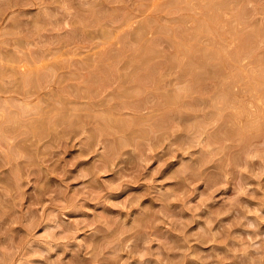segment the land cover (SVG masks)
I'll use <instances>...</instances> for the list:
<instances>
[{"label": "rangeland", "instance_id": "1", "mask_svg": "<svg viewBox=\"0 0 264 264\" xmlns=\"http://www.w3.org/2000/svg\"><path fill=\"white\" fill-rule=\"evenodd\" d=\"M263 92L264 0H0V264H264Z\"/></svg>", "mask_w": 264, "mask_h": 264}, {"label": "bare ground", "instance_id": "2", "mask_svg": "<svg viewBox=\"0 0 264 264\" xmlns=\"http://www.w3.org/2000/svg\"><path fill=\"white\" fill-rule=\"evenodd\" d=\"M168 2H169V1H168ZM192 3H193V2H192ZM173 4H174V3H173ZM177 4H178V3H177ZM171 5H172V4H171ZM174 5H175V4H174ZM163 6H164V5H163ZM169 6H170V5H169ZM213 7H214V6H213ZM207 8H208V7H207ZM154 9H155V8H154ZM209 11H210V10H209ZM177 14H178V13H177ZM177 14H176V15H177ZM181 16H182V15H181ZM181 18H182V17H181ZM192 19H193V18H192ZM192 19H191L190 21H192ZM197 21H198V19H197ZM193 22H194V21H193ZM216 22H217V21H216ZM136 23H137V22H136ZM147 24H148V23H147ZM151 24H153V23H151ZM179 24H180V23H179ZM210 24H211V23H210ZM132 25H133V24H132ZM217 25H218V24H217ZM155 27H156V26H155ZM155 27H153V28H155ZM140 28H141V27H140ZM144 28H147V27H144ZM144 28L141 29V32L143 31ZM138 29H139V28H138ZM194 29H195V28H194ZM215 29H216V28H215ZM130 30H131V29H130ZM139 30H140V29H139ZM144 30H147V29H144ZM159 30H161V29H159ZM151 31H152V29H151ZM163 31H164V30H163ZM194 31H195V30H194ZM203 31H204V30H203ZM138 32H139V31H137V33H138ZM143 32H144V31H143ZM204 32H205V31H204ZM209 32H210V31H209ZM137 33H136V34H137ZM105 34H106V33H105ZM207 34H208V33H207ZM102 35H103V34H102ZM106 35H107V34H106ZM143 35H145V33H144ZM146 35H147V34H146ZM206 36H207V35H206ZM141 37H142V36H141ZM192 37H193V36H192ZM139 38H140V37H139ZM184 38H185V37H184ZM104 42H105V41H104ZM191 42H192V41H191ZM189 43H190V42H189ZM187 45H188V44H187ZM152 49H153V48H152ZM152 49H151V50H152ZM149 50H150V48H149ZM151 50H150V51H151ZM91 51H92V50H91ZM150 51H149V52H150ZM205 51H206V50H205ZM147 52H148V49H147ZM201 52H202V51H201ZM225 52H226V51H225ZM150 54H151V53H150ZM192 54H193V53H192ZM206 54H207V53H206ZM213 54H214V53H213ZM181 55H182V54H181ZM201 55H202V54H201ZM227 55H228V54H227ZM146 56H147V55H146ZM183 56H184V55H183ZM189 56H190V55H189ZM209 56H210V55H209ZM143 57H145V56H143ZM157 57H158V56H157ZM197 57H198V56H197ZM203 57H204V56L202 55V58H203ZM206 57H207V56H206ZM220 57H221V56H220ZM150 58H151V57H150ZM150 58H149V56H148V59H150ZM180 58H181V57H180ZM189 58H190V57H189ZM199 58H200V56H199ZM216 58H217V57H216ZM91 59H92V58H91ZM146 59H147V58H146ZM154 59H155V58H154ZM220 59H221V58H220ZM179 60H180V59H179ZM188 60H189V59H188ZM196 60H197V59H196ZM209 60H210V59L208 58V63H209ZM229 60H230V59H229ZM107 61H108V59H107ZM140 61H142V60L140 59ZM145 61H146V60H145ZM200 61H201V60H200ZM204 61H206V60L203 59V60L201 61V62H202L201 64H203ZM215 61H216V60H215ZM215 61H214V62H215ZM172 62H173V61H172ZM228 62H229V61H228ZM43 63H44V61H43ZM147 63H148V62H147ZM160 63H161V62H160ZM169 63H170V62H168V65H169ZM190 63H191V62H190ZM194 63H195V62H194ZM216 63H217V62H216ZM219 63H220V62H219ZM175 64H176V63H175ZM177 64H178V63H177ZM96 65H97V64H96ZM189 65H190V64H189ZM189 65H188V66H189ZM194 65H195V64H194ZM220 65H221V64H220ZM43 66H44V65H43ZM199 66H200V65H199ZM199 66H198V67H199ZM95 67H96V66H95ZM173 67H174V66H173ZM11 68H12V67H11ZM22 68H23V66H22ZM190 68H191V67H190ZM201 68H202V67H201ZM218 68H219V65H218ZM20 69H21V68H20ZM25 69H26V68H25ZM86 69H87V68H86ZM199 69H200V68H199ZM207 69H208V68H207ZM219 69H220V68H219ZM237 69H238V68H237ZM22 70H24V69H21V71H22ZM112 70H113V69H112ZM138 70H139V69H138ZM181 70H183V69H181ZM192 70H193V69H192ZM200 70H201V69H200ZM211 70H212V67H211ZM26 71H27V69H26ZM26 71L24 70L23 73L26 72ZM28 71H29V69H28ZM101 71L103 72V70H101ZM105 71H106V70H105ZM144 71H145V70H144ZM146 71H147V70H146ZM151 71H152V70H151ZM183 71H184V70H183ZM189 71H191V70H189ZM204 71H205V70H204ZM217 71H218V70H217ZM29 72H30V71H29ZM29 72H28V73H29ZM108 72H110V71H108ZM149 72H150V71H149ZM215 72H216V71H215ZM146 73H147V72H146ZM218 73H219V72H218ZM9 74H10V73H9ZM20 74H21V72H20ZM24 74H25V73H24ZM101 74H103V73H101ZM105 74H106V73H105ZM108 74H109V73H108ZM126 74H127V73H126ZM128 74H131V73H128ZM128 74H127V75H128ZM152 74H153V73H152ZM212 74H213V72H212ZM215 74H216V73H215ZM25 75H27V74H25ZM25 75H24V76H25ZM106 75H107V74H106ZM106 75H105V76H106ZM140 75H142V74H140ZM163 75H165V74H163ZM197 75H198V74H197ZM213 75H214V74H213ZM113 76H114V75H113ZM128 76H129V75H128ZM131 76H132V75H131ZM138 76H139V75H138ZM153 76H154V74H153ZM175 76H176V75H175ZM181 76H182V75H181ZM181 76H180V77H181ZM187 76H188V75H187ZM209 76H210V75H209ZM26 77H27V76H26ZM103 77H104V75H103ZM103 77H101V78H103ZM125 77H126V76H125ZM154 77H155V76H154ZM158 77H159V76H158ZM158 77H157V78H158ZM161 77H162V76H161ZM163 77H164V76H163ZM196 77H197V76H196ZM199 77H200V76H199ZM41 78H42V77H41ZM88 78H89V76H88ZM105 78H106V77H105ZM105 78L103 79V80H104V83H105ZM133 78H136V77L133 76ZM165 78H166V77H165ZM197 78H198V77H197ZM28 79H29V78H28ZM94 79H95V78H94ZM99 79H100V78H99ZM144 79H145V78H144ZM149 79H150V78H149ZM161 79H162V78H161ZM43 80H44V79H43ZM43 80H42V81H43ZM97 80H98V79H97ZM97 80H95V81H97ZM100 80H101V79H100ZM117 80H118V79H117ZM127 80H128V78H127ZM150 80H151V79H150ZM188 80H189V79H188ZM26 81H27V80H25V82H26ZM90 81H91V80H90ZM93 81H94V80H93ZM107 81H108V80H107ZM107 81H106V82H107ZM128 81H129V80H128ZM148 81H149V80H148ZM151 81H152V80H151ZM190 81H191V80H190ZM23 82H24V81H23ZM40 82H41V81H40ZM87 82H88V81H87ZM125 82H126V81H125ZM135 82H136V81H135ZM197 82H198V81H197ZM107 83H108V82H107ZM138 83H139V82H138ZM38 84H39V83H38ZM110 84H111V83H110ZM132 84H133V83H132ZM158 84H159V83H158ZM188 84H189V83H188ZM116 85H117V84H116ZM114 86H115V84H114ZM163 86H164V84H163ZM145 87H146V86H145ZM111 88H112V87H111ZM225 89H226V88H225ZM227 89H228V88H227ZM248 89H249V88H248ZM136 90H137V89H136ZM186 90H187V88H186ZM165 92H166V91H165ZM227 92H228V91H227ZM225 94H227V93H225ZM262 94H264V92H263ZM164 95H165V94H164ZM169 96H170V95H169ZM171 96H172V94H171ZM171 96H170V97H171ZM174 96H175V95H174ZM174 96H173V98H174ZM176 96H178V98L180 97L179 95H176ZM176 96H175V98H176ZM262 96H263V95H262ZM131 97H132V96H131ZM175 98H174V100H175ZM165 99H166V98H165ZM223 99H224V98H223ZM170 101H171V100H170ZM260 103H261V102H260ZM38 104H39V103H38ZM249 104H250V103H249ZM252 104H253V103H252ZM259 105H260V104H259ZM23 106H24V105H23ZM135 106L137 107V105H135ZM132 107H134V106H132ZM132 107H131V108H132ZM138 107H139V105H138ZM26 108H27V107H26ZM37 109H38V108H37ZM137 109H138V108H137ZM132 110H133V108H132ZM135 110H136V109H135ZM238 111H239V110H238ZM35 112H37V111H35ZM255 112H256V111H255ZM5 113H6V112H5ZM11 113H12V112H11ZM251 113H252V112H251ZM253 113H254V112H253ZM39 114H40V113H39ZM39 114H38V115H39ZM3 115H4V114H3ZM10 115H11V114H10ZM7 116H8V115H7ZM30 116H31V114H30ZM246 116H247V115H246ZM248 116H249V115H248ZM251 116H252V115H251ZM0 117H1V116H0ZM9 118H10V117H9ZM33 118H35V117H33ZM1 119H2V118H1ZM1 119H0V120H1ZM6 120H7V119H5V121H6ZM11 121H12V120H11V118H10V122H11ZM7 122H8V120L6 121V123H7ZM32 122H33V121H32ZM37 123H38V122H37ZM35 124H36V123H35ZM4 125H5V124H4ZM14 126H15V125H14ZM31 126H32V124H31ZM32 127H33V126H32ZM8 128H9V126H8ZM32 129H33V128H32ZM34 129H35V128H34ZM4 130H5V129H4ZM12 130H13V129H12ZM2 131H3V130H2ZM32 132H33V131H32Z\"/></svg>", "mask_w": 264, "mask_h": 264}]
</instances>
